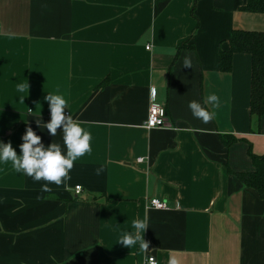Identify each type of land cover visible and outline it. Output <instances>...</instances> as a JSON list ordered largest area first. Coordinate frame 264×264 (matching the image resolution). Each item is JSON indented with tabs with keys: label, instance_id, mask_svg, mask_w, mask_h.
I'll return each instance as SVG.
<instances>
[{
	"label": "crops",
	"instance_id": "1",
	"mask_svg": "<svg viewBox=\"0 0 264 264\" xmlns=\"http://www.w3.org/2000/svg\"><path fill=\"white\" fill-rule=\"evenodd\" d=\"M245 2L0 0V141L19 155L31 127L63 148L60 129L52 137L43 125L44 97L57 92L93 137L67 185L49 191L0 165V264H264V199L235 174L264 155L252 57L220 67L234 30L264 32V13L242 11ZM153 89L168 125L148 129ZM212 93L219 108L205 103ZM191 101L213 120L195 118ZM137 220L148 225L140 241L118 243Z\"/></svg>",
	"mask_w": 264,
	"mask_h": 264
},
{
	"label": "clouds",
	"instance_id": "2",
	"mask_svg": "<svg viewBox=\"0 0 264 264\" xmlns=\"http://www.w3.org/2000/svg\"><path fill=\"white\" fill-rule=\"evenodd\" d=\"M176 49L169 50V54L175 55ZM184 66L191 67V62L185 59ZM29 90L28 84L18 83L17 93H24ZM49 104L50 121L44 123L37 120V125L41 128L43 122L44 129L52 137L56 136L58 129L63 133V148L60 144L51 143L47 146L42 142L41 136L28 127L21 137L22 143L19 145L20 154H17L11 141L4 143L0 141V165L10 164L11 167L20 174L31 177L34 182L45 181L41 185L42 191H49V184L56 186L67 185L71 179L70 172L75 162L85 154L92 151V133L88 131L79 121L65 113L68 108V101L61 94L47 93L44 97ZM206 104H212L214 108L220 107V97L212 93L208 95ZM192 115L207 124L213 120L215 112H210L206 107L197 101H191L188 105ZM136 230L134 233H123L118 243L125 247H131L140 241L139 233H145L148 225L143 220L133 222ZM54 259V258H53ZM168 264H178L176 258H170Z\"/></svg>",
	"mask_w": 264,
	"mask_h": 264
},
{
	"label": "trees",
	"instance_id": "3",
	"mask_svg": "<svg viewBox=\"0 0 264 264\" xmlns=\"http://www.w3.org/2000/svg\"><path fill=\"white\" fill-rule=\"evenodd\" d=\"M242 11L264 13V0H246ZM230 48L220 53V67L230 70L235 53H248L252 57V89L250 112L264 116V32L234 30L230 37ZM256 170L235 173L244 185L258 191L264 199V155L252 154Z\"/></svg>",
	"mask_w": 264,
	"mask_h": 264
},
{
	"label": "built area",
	"instance_id": "4",
	"mask_svg": "<svg viewBox=\"0 0 264 264\" xmlns=\"http://www.w3.org/2000/svg\"><path fill=\"white\" fill-rule=\"evenodd\" d=\"M2 28L0 25V32H1ZM148 49H150V46L147 47ZM66 114H70V111L65 110ZM167 116H168V112L167 109L165 107L164 104L159 103L156 100V91L153 89L151 92V102H150V107H149V112H148V116L147 119L145 121V125L148 129H154V128H158V127H166L168 125L167 123ZM48 117H50V109H48ZM137 161H143V158L140 157L138 158ZM83 187L81 185H77L76 186V193L79 194L82 191ZM148 202V206L150 207H154L156 209H161V210H165V209H170V205L168 202L163 201L159 198H152L150 200L147 201ZM147 264H160V261L158 260V258L154 255H149L147 258Z\"/></svg>",
	"mask_w": 264,
	"mask_h": 264
}]
</instances>
